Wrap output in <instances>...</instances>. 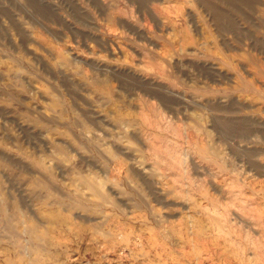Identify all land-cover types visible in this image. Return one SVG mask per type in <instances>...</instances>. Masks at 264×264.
<instances>
[{
  "label": "rangeland",
  "instance_id": "obj_1",
  "mask_svg": "<svg viewBox=\"0 0 264 264\" xmlns=\"http://www.w3.org/2000/svg\"><path fill=\"white\" fill-rule=\"evenodd\" d=\"M0 264H264V0H0Z\"/></svg>",
  "mask_w": 264,
  "mask_h": 264
}]
</instances>
